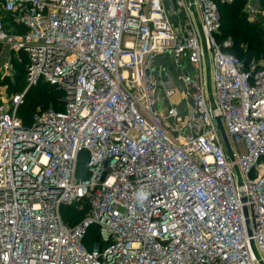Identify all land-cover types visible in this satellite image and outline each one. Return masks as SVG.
Wrapping results in <instances>:
<instances>
[{
	"label": "built area",
	"instance_id": "obj_1",
	"mask_svg": "<svg viewBox=\"0 0 264 264\" xmlns=\"http://www.w3.org/2000/svg\"><path fill=\"white\" fill-rule=\"evenodd\" d=\"M0 9V47L27 58L23 92L0 94V264H264V62L223 52L213 2ZM254 12L246 4L249 23ZM163 55L184 87L183 119L164 106L176 89L159 87ZM40 84L62 107L24 127L18 110Z\"/></svg>",
	"mask_w": 264,
	"mask_h": 264
},
{
	"label": "trees",
	"instance_id": "obj_2",
	"mask_svg": "<svg viewBox=\"0 0 264 264\" xmlns=\"http://www.w3.org/2000/svg\"><path fill=\"white\" fill-rule=\"evenodd\" d=\"M209 1L217 6L221 20V29L219 35L216 36V40L220 45L226 41L229 42V46L223 49V52L243 59L246 62L264 60V21L260 18L252 23L246 22L244 9L247 0ZM10 55L22 68L25 79L26 56L23 53H19L17 56L14 54ZM22 86L23 84L17 81L12 84L10 91L16 93V89ZM59 98H61V92L55 90L52 86L40 84L31 88L25 94L23 104L17 114L23 126L28 127L31 124L32 117L38 109H61L62 105L59 102ZM87 211V206L80 212L76 211L75 207H70L63 209L62 215L65 221H71V217L79 220L83 218Z\"/></svg>",
	"mask_w": 264,
	"mask_h": 264
},
{
	"label": "rangeland",
	"instance_id": "obj_3",
	"mask_svg": "<svg viewBox=\"0 0 264 264\" xmlns=\"http://www.w3.org/2000/svg\"><path fill=\"white\" fill-rule=\"evenodd\" d=\"M230 1V0H228ZM163 3L166 4L168 7L171 5L174 6L175 0H163ZM250 3L251 6L254 8V20L252 22L257 21L258 19L262 18L264 21V0H247L248 4ZM200 13V12H198ZM253 15L251 17H253ZM192 18L196 24L195 17L192 15ZM247 15L245 14V20L247 21ZM0 19L7 20L5 15L2 13L0 9ZM249 23V22H248ZM264 26V25H263ZM237 55V54H236ZM264 60H260L261 62ZM7 64V67L4 65ZM21 82L23 84L22 87H18L15 93L14 91H10L12 84L15 82ZM26 87V81L24 79V74L20 65L11 58V55L8 53L7 49L0 48V94H4L6 97H15L20 95ZM48 109V108H47Z\"/></svg>",
	"mask_w": 264,
	"mask_h": 264
},
{
	"label": "crops",
	"instance_id": "obj_4",
	"mask_svg": "<svg viewBox=\"0 0 264 264\" xmlns=\"http://www.w3.org/2000/svg\"><path fill=\"white\" fill-rule=\"evenodd\" d=\"M190 71L191 69L188 67L186 72ZM155 73L159 80L160 89L166 87H172L176 89L175 97L171 101L169 100L168 102L164 103V106H175L178 110L180 118L183 119L187 114L188 102L184 96V87L178 80L179 72L174 64L173 59L168 55L160 56L156 62ZM161 109H164L163 105Z\"/></svg>",
	"mask_w": 264,
	"mask_h": 264
},
{
	"label": "water",
	"instance_id": "obj_5",
	"mask_svg": "<svg viewBox=\"0 0 264 264\" xmlns=\"http://www.w3.org/2000/svg\"><path fill=\"white\" fill-rule=\"evenodd\" d=\"M215 123H216V125H217V127H218V129L220 131V134H221L225 149L229 153V144H228V141H227L226 136L224 134V130H223V127L221 125L220 119L219 118H215ZM243 211H244V216L246 217V210L244 209ZM247 229H248V234H250L248 226H247Z\"/></svg>",
	"mask_w": 264,
	"mask_h": 264
}]
</instances>
